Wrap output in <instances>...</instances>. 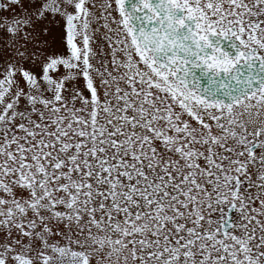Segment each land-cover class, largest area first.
<instances>
[{
  "label": "snow or ice",
  "instance_id": "snow-or-ice-1",
  "mask_svg": "<svg viewBox=\"0 0 264 264\" xmlns=\"http://www.w3.org/2000/svg\"><path fill=\"white\" fill-rule=\"evenodd\" d=\"M0 264H264V0H0Z\"/></svg>",
  "mask_w": 264,
  "mask_h": 264
}]
</instances>
